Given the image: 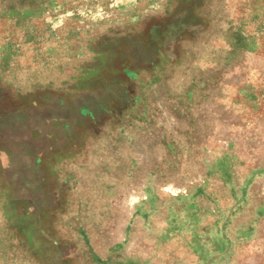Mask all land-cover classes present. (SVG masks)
I'll use <instances>...</instances> for the list:
<instances>
[{
    "label": "rangeland",
    "instance_id": "1",
    "mask_svg": "<svg viewBox=\"0 0 264 264\" xmlns=\"http://www.w3.org/2000/svg\"><path fill=\"white\" fill-rule=\"evenodd\" d=\"M0 264H264V0H0Z\"/></svg>",
    "mask_w": 264,
    "mask_h": 264
}]
</instances>
